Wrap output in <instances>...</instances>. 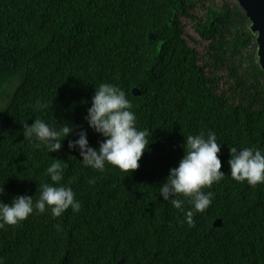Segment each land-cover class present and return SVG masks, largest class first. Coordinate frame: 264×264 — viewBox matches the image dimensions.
I'll return each mask as SVG.
<instances>
[{"label": "trees", "instance_id": "trees-1", "mask_svg": "<svg viewBox=\"0 0 264 264\" xmlns=\"http://www.w3.org/2000/svg\"><path fill=\"white\" fill-rule=\"evenodd\" d=\"M213 2L0 0V199L35 202L59 158L62 183L82 205L0 229L3 264H264V185L235 181L228 164L232 147L264 148V70L246 13ZM183 19L208 42L204 55L189 45ZM104 82L125 91L149 133L130 175L84 167L68 148L80 128L99 147L103 137L84 117ZM38 100L47 107L35 110ZM35 119L76 132L59 152L34 149L22 129ZM209 131L223 144L226 176L204 189L214 199L190 227L159 187L182 159L185 136Z\"/></svg>", "mask_w": 264, "mask_h": 264}, {"label": "clouds", "instance_id": "clouds-1", "mask_svg": "<svg viewBox=\"0 0 264 264\" xmlns=\"http://www.w3.org/2000/svg\"><path fill=\"white\" fill-rule=\"evenodd\" d=\"M248 31L259 39L260 32L254 24L248 25ZM46 107V103L38 100L34 109L43 110ZM84 119L89 128L103 137L98 148L92 147L87 129L80 128L78 138L68 141V148L79 151L84 167L104 172L106 166L111 165L128 175L140 167L139 161L150 149L151 141L148 131L138 128L133 104L124 90L108 82L95 86L91 107ZM76 127L69 123L55 127L43 119H35L31 125L24 123L22 131L34 149H46L48 153H53L61 150L63 141L76 132ZM217 141L216 133L211 131L207 135L202 132L185 136L182 159L178 166L169 170V175L159 187V196L179 209L190 227H195L194 216L205 212L214 199V193L204 189H211L213 184L220 183L226 176L221 171L222 162L218 155L223 144ZM59 160L57 158L47 167L46 175L53 183L39 185L40 194L35 202L33 196L21 194L15 195L11 203L0 199V229L6 231V226H16L34 212L45 214L50 210L51 215L58 218L70 208L77 213L81 210V202L76 199L72 187L62 183L64 169ZM228 164L235 181H246L253 188L258 184L264 185V148L232 147ZM3 194L4 188L0 190V195ZM181 196L187 198L191 205L187 210L182 207L184 200L179 198ZM0 264H3L2 260Z\"/></svg>", "mask_w": 264, "mask_h": 264}, {"label": "water", "instance_id": "water-1", "mask_svg": "<svg viewBox=\"0 0 264 264\" xmlns=\"http://www.w3.org/2000/svg\"><path fill=\"white\" fill-rule=\"evenodd\" d=\"M237 3L242 11L246 13L249 22L254 24L260 32L259 39H256V58L259 66L264 70V0H237ZM151 37L154 38V35H151Z\"/></svg>", "mask_w": 264, "mask_h": 264}, {"label": "rangeland", "instance_id": "rangeland-1", "mask_svg": "<svg viewBox=\"0 0 264 264\" xmlns=\"http://www.w3.org/2000/svg\"><path fill=\"white\" fill-rule=\"evenodd\" d=\"M214 4L220 8H227L231 5H236L237 0H213ZM203 10L197 8L195 13L202 14ZM185 24V37L191 47H195L199 54L202 56L205 53L207 41L203 40L195 30V24L190 19H183ZM223 83V82H222Z\"/></svg>", "mask_w": 264, "mask_h": 264}]
</instances>
